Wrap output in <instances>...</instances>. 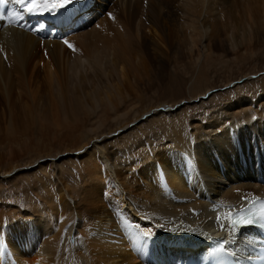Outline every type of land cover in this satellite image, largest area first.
<instances>
[{
    "label": "bare ground",
    "instance_id": "bare-ground-1",
    "mask_svg": "<svg viewBox=\"0 0 264 264\" xmlns=\"http://www.w3.org/2000/svg\"><path fill=\"white\" fill-rule=\"evenodd\" d=\"M63 10L72 27L62 21L48 38L0 21V181L51 164L60 202L0 204V264H74L61 248L68 221L81 241L76 264L184 263L210 235L239 252L256 243L228 217L264 196V77L258 98L238 95L188 130L174 121L152 153L137 140L133 161L107 143L160 113L138 108L176 77L192 76L193 89L204 82L206 100L218 64L264 55V0H73ZM171 101L162 105L175 115L184 104ZM64 160L81 168L76 194L61 181Z\"/></svg>",
    "mask_w": 264,
    "mask_h": 264
},
{
    "label": "rangeland",
    "instance_id": "rangeland-1",
    "mask_svg": "<svg viewBox=\"0 0 264 264\" xmlns=\"http://www.w3.org/2000/svg\"><path fill=\"white\" fill-rule=\"evenodd\" d=\"M262 77H264V55H258L255 59H248L229 66L226 64L220 66V64H218L216 70L210 77V92H212V96L206 100H200L202 98L201 94L203 93L205 83L203 82L199 84L200 87L198 89H193V87L191 88L190 86L191 82L188 83V80H193V77L180 75V77H176L175 84L172 82L173 85H171L170 81V84L163 90V92L154 91L151 94L146 95L147 97L145 96L146 98H143L146 100L141 102L143 105L138 108V111H141L143 109L146 110L154 107V109H162L160 113L157 112V114L152 116L154 118L150 119V122H143L144 124H142L136 131L130 130L127 132L123 139L109 141L107 147L111 151L119 150L118 152L121 155H119L120 158H127L130 161H133L134 158H131L132 152L137 145L136 141L142 139L146 144V149L152 153L153 150L150 145L154 141L157 145L159 142H163L167 139L169 125L175 122L179 124L184 123V129L186 128L188 130L189 127H187V125L189 123L196 119L203 121L208 120L209 115L220 108V106L225 105L226 102L236 99L238 95H250L253 98H256L257 96L258 98L261 94V87L258 84V80ZM237 83H239L238 86H236ZM175 87L176 89H174ZM192 99L197 102H193ZM171 100L175 101L173 104H176L177 101H183L184 104L180 111L175 115L171 111L167 112L166 110H169L168 108L164 111L165 107L163 105L171 104ZM144 112H142V114ZM140 115L141 114L138 112L135 113L131 117V120L134 116ZM111 128L108 127L106 131L109 132L115 129L114 126ZM35 156L36 154L30 153L26 157H21L20 164H31L34 161ZM135 159L140 160L141 157H135ZM74 164V162L64 160L60 162L59 167L64 179L61 181L68 182V184H66L70 188L72 184L73 191H75L74 194H76L81 188L79 176L81 168L80 166H77V163L75 164L76 166ZM46 165L47 166H43L42 168H31L17 177L6 181H0V204H4L7 207L11 205L18 206L23 211H40L43 209L42 201L50 199L52 204L50 206L51 208H53L54 205L59 206V194L55 189L56 187L53 185V181L56 178L54 168L51 164ZM62 220H66V218L61 219L60 221ZM73 222L74 221H68V224H66V228L63 232L61 248H65L63 254L67 255L66 258L69 257L72 262L76 264L75 259H73L72 256L74 249L72 247L74 245L80 246L81 241L79 240L80 236L78 234L70 231ZM68 263V260L64 259V264Z\"/></svg>",
    "mask_w": 264,
    "mask_h": 264
},
{
    "label": "snow or ice",
    "instance_id": "snow-or-ice-1",
    "mask_svg": "<svg viewBox=\"0 0 264 264\" xmlns=\"http://www.w3.org/2000/svg\"><path fill=\"white\" fill-rule=\"evenodd\" d=\"M72 2L73 0H0V21H3L5 25L21 27L23 26L21 23L23 12L29 14L55 13ZM9 3L19 6L20 11H6V6ZM29 30L41 31L43 27ZM63 42L69 48L73 47L68 40ZM257 205L259 206L257 207ZM217 219L219 221V217ZM228 219L233 233L245 226H255L264 229V200H257L250 207L239 209L237 212L230 214ZM227 243H230V241L222 240L214 249V252L217 255L225 254V245Z\"/></svg>",
    "mask_w": 264,
    "mask_h": 264
}]
</instances>
